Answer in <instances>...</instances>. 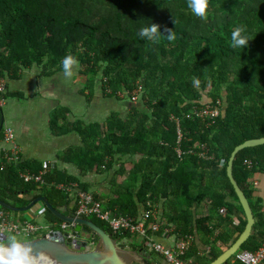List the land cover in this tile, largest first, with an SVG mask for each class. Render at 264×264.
Returning a JSON list of instances; mask_svg holds the SVG:
<instances>
[{
    "label": "trees",
    "instance_id": "16d2710c",
    "mask_svg": "<svg viewBox=\"0 0 264 264\" xmlns=\"http://www.w3.org/2000/svg\"><path fill=\"white\" fill-rule=\"evenodd\" d=\"M210 5L209 18L202 20L192 13L188 0H0V78H17L22 68L33 65L42 68V75H52L63 71L61 61L72 53L80 60V74L91 76L92 85L97 80L105 95L130 101L127 115L114 111L105 121L84 127L79 121L70 122L68 108L61 107L52 113L51 131L83 133L84 145L64 152L65 160L75 162L82 173L108 171L119 163L104 208L138 217L142 207H155L174 226L176 237H212L209 252L200 253L193 241L184 255L197 264L212 262L245 229L247 219L227 165L237 145L264 137V0H210ZM153 22L161 25V31L173 29L176 40L142 39L141 28ZM241 25L252 40L245 49H233L231 31ZM192 77L200 79L199 89L193 87ZM138 82L143 93L133 103L130 94ZM12 95L22 96L0 92V100ZM218 101L222 112L217 118L188 116L194 107ZM2 114L0 103V123ZM3 134L2 128L0 142ZM203 151L206 157L201 156ZM0 155V199L15 207L44 195L55 208L72 215L77 201L60 185L77 182L80 189L90 191V184L58 167L49 170L37 160H5ZM245 159L252 160V168ZM43 169V183L21 176ZM233 172L256 223L254 232L224 264H244L237 254L255 251L264 243L263 199L251 186V178L264 173V144L240 150ZM202 204L207 206L205 214L198 211ZM222 207L227 209L225 216L219 212ZM0 209L20 213L1 205ZM46 209L47 221L62 222ZM236 210L241 213L239 224L233 223ZM88 218L118 240L131 236L129 231L114 233L96 216ZM143 249L155 252L146 243Z\"/></svg>",
    "mask_w": 264,
    "mask_h": 264
},
{
    "label": "crops",
    "instance_id": "0c3cea01",
    "mask_svg": "<svg viewBox=\"0 0 264 264\" xmlns=\"http://www.w3.org/2000/svg\"><path fill=\"white\" fill-rule=\"evenodd\" d=\"M35 66L38 68L34 70L33 67ZM41 71L42 68H40V66L33 65L29 68H22V70L20 71V75L17 78H5V93L9 91L14 92L15 94H22V96H8L6 97V99L4 98L3 103H1L0 100V103L3 106L4 115L3 132H5V128L7 126L12 127L15 132V137L13 141L10 142L4 140L3 134V139L0 142V154H4L5 160H37L43 163V167H45L46 169L51 170L58 167L68 174H73L81 182L90 184V191L102 196L101 201L104 205L103 199L111 196V191L113 188L112 183H114V170L118 168L119 163L114 167V169H110L108 171L92 169L90 171L82 173L75 162L65 160L64 152L67 150V148H69L70 146H83L85 138L83 137V133H81L80 130H72L61 135L54 134L51 131L50 127L52 113L56 109L67 107L69 110L67 114L68 120L73 123L79 121L82 123V127L98 121H86L85 118H83L86 116L85 113L83 115L82 113L74 112L68 105L69 103L66 102V99L64 97L63 99H61L60 97H56L54 95L55 93H53V89L57 86V84L54 82L52 77L57 75H42ZM59 73L63 74V71H59ZM77 73V76L73 77L72 84L81 83L82 77H85L80 74V71ZM44 76L51 78V82H49V84L38 85V81L41 79V77ZM95 84L98 85L99 83ZM96 87V93H94L93 91H89V89L84 90V88L80 86L76 88L77 99L81 100L79 96L83 97L85 99V105L88 108L93 107V110L95 109V106L98 102V98H112L103 93L100 84ZM66 89L67 90L63 92L65 96L69 94L68 86H66ZM70 91L72 92V89ZM92 92L93 95H91ZM9 99H11L12 101H14V99H17V102L10 103ZM118 100L124 103L123 113L121 114L119 112V114L127 115V109L131 105V102L121 98ZM36 110H40V113H38ZM110 114L111 113H109L108 116ZM8 115H10V117ZM108 116H106L105 118H107ZM39 117L43 119L44 126H42V128L39 127L37 122V118ZM101 122L103 121L101 120ZM47 127L49 129V132L46 131ZM130 167L131 163L129 162L127 164V168ZM251 181V186L256 188L255 194L263 199L264 204V173L259 172L255 174L251 178ZM254 181H257V184H255ZM32 195L33 194H30L26 197L30 198L32 197ZM158 205L162 209V202H160ZM41 207H45V204L42 202H38L30 210L20 211V213L8 212V216L12 221H24L29 219L28 217H26L27 214L30 215L31 220L33 219L34 221H40L44 219L45 222H47L45 215L43 217L38 216V210ZM145 208L142 207L141 212L144 211ZM206 210V204H202L198 209L200 214H205ZM226 213L221 214L225 216ZM240 216L241 213L236 210L234 213V224L240 223V219L238 218ZM53 229L60 230L61 228L60 226L55 225ZM220 230H222V227L218 228L217 232H219ZM159 234L160 233L155 234L153 238L155 240L163 241L166 244H172L175 241L174 236H165L164 234ZM34 238L30 237V239ZM211 239L212 237H204L200 235L194 236V242H196V244L198 245L200 253L210 251L211 246L209 244V241H211ZM143 241L144 239L141 236L131 233L130 237H125L122 240H118V245L121 248H125L126 250L130 251V253H127V255L125 256L134 261L135 264H170L164 256H161V254H158L156 252L149 253L146 251V249L144 250L143 247L145 243ZM218 245L221 246L220 243H218ZM189 260L192 262V264H197L196 262H193V258Z\"/></svg>",
    "mask_w": 264,
    "mask_h": 264
},
{
    "label": "built area",
    "instance_id": "2783aa9c",
    "mask_svg": "<svg viewBox=\"0 0 264 264\" xmlns=\"http://www.w3.org/2000/svg\"><path fill=\"white\" fill-rule=\"evenodd\" d=\"M6 83L5 78H0V92L5 93ZM143 93V84L138 82L130 94V100L133 103H137ZM119 96H124V94L119 93ZM4 102V98L1 99V103ZM222 107L221 102L218 101L216 105L206 104L203 107H194L192 112L188 114L189 117H204L209 119H215L221 114ZM179 123V122H178ZM179 141L182 138L181 129H178ZM15 137V132L12 127H6L4 132V140L7 142L13 141ZM205 148V145L202 146ZM178 153L181 154V149H177ZM201 156L206 157L205 151L201 152ZM17 159V158H16ZM224 164V161L221 162ZM244 164L248 168H252L254 163L251 159H245ZM46 170L40 171L38 174L29 171H24L21 176L25 181H35L37 183H43V175ZM257 184V181H254ZM60 187H66L69 192L72 191V195L77 201L78 207L76 216H96L97 218L106 222L114 233L121 231H129L132 234H137L141 236L145 241L146 245L150 250L155 251L161 256H164L170 264H192L189 259H186L184 255L187 254L188 250L191 248L194 236H175L174 226L167 224V222L161 217L159 211L155 207L145 208L144 211L138 217H132L123 214H115L112 210L104 208L103 202L94 197L91 191H84L80 189L77 183L71 182L67 185L63 184ZM46 208V206L44 207ZM221 213H226V207L220 209ZM48 225L47 231H45L40 222L28 219L24 221H12L8 216V212L0 209V229L9 230L15 229L22 234L25 229H27V235L29 238H36L43 236L45 233L56 230L53 229L55 225L60 226V230L72 232L76 227V222L68 223L66 221L57 222H45ZM163 229L165 236L170 235L175 237V241L172 244H166L163 241L155 240L153 238V233L156 234ZM152 232V235L149 234ZM237 259H239L244 264H264V243L263 245L255 251L242 250L237 254Z\"/></svg>",
    "mask_w": 264,
    "mask_h": 264
},
{
    "label": "water",
    "instance_id": "95a60500",
    "mask_svg": "<svg viewBox=\"0 0 264 264\" xmlns=\"http://www.w3.org/2000/svg\"><path fill=\"white\" fill-rule=\"evenodd\" d=\"M3 126L4 115L2 114L0 131ZM260 144H264V137L248 139L237 145L232 151L227 165V174L243 207L247 223L245 229L234 243L209 264L227 263L230 256L237 253L242 244L254 232L253 228L256 218L248 197L234 176L233 167L235 157L240 150ZM38 202L44 203L61 220L68 223L76 222L77 224L71 233L63 230H53L45 233L43 236L31 239L35 247L38 250H43L54 264H135L134 261L125 256L130 251L121 248L113 234L108 233L88 217L66 214L55 208L47 196L40 195L25 207H15L0 199V205L12 211L30 210Z\"/></svg>",
    "mask_w": 264,
    "mask_h": 264
},
{
    "label": "clouds",
    "instance_id": "9594fccd",
    "mask_svg": "<svg viewBox=\"0 0 264 264\" xmlns=\"http://www.w3.org/2000/svg\"><path fill=\"white\" fill-rule=\"evenodd\" d=\"M188 7L195 16L202 20L209 18L210 0H188ZM247 32L248 30L243 25L234 28L231 31L229 46L233 49L248 47L252 38ZM139 36L146 41L157 43L162 36L168 41H174L177 38L173 29L161 31V25L154 22L142 27ZM61 67L64 77L72 79L80 68V60L76 55L69 53L63 57ZM192 84L193 87L199 89L201 81L197 77H192ZM46 211L44 207L39 208L38 216L43 217ZM40 224L47 231L48 225L44 221H40ZM48 260L49 257L45 252L35 247L34 242L27 235V229L23 234L15 229H0V264H48Z\"/></svg>",
    "mask_w": 264,
    "mask_h": 264
},
{
    "label": "rangeland",
    "instance_id": "374dc122",
    "mask_svg": "<svg viewBox=\"0 0 264 264\" xmlns=\"http://www.w3.org/2000/svg\"><path fill=\"white\" fill-rule=\"evenodd\" d=\"M36 68H38V67H36V66L33 67L34 70ZM77 72H79V70ZM77 72L74 75V77L77 76V74H78ZM54 74L57 75V76L52 77L54 82L57 84V86L53 89V93H55L54 95L56 97H60L61 99H63V97H64L66 99V102L69 103L68 105L72 108V110L74 112L82 113L83 115L85 113L86 116L85 117L81 116V117L85 118L86 121L95 120V121L101 122V120L104 121L106 119L105 117L108 116L109 113H113L114 111L120 112L121 114L123 113L124 103H122V101H120L114 97L113 98H98L97 99L98 102H97L94 110H93V107L88 108L85 105V101H84L85 99L83 97L79 96V98H81V100L77 99L76 88L78 86L85 88V85L89 84V85H91V86H89V87H91L89 89V91H93L94 93H96L95 92V90L97 89L96 86H99V84L98 85H96V84L92 85V82H89L90 81L89 78H91V76H89L88 78L81 76L82 77L81 83L72 84L73 78L72 79H66L64 77V74L59 73V71H56ZM54 78H57V79H54ZM50 80H52V79L47 77V76L41 77V79L38 81L39 82L38 85L49 84V82H51ZM96 83H98L97 80H96ZM66 86H68L69 94L65 96L63 94V92L67 90ZM71 89H72V92L70 91ZM73 91H74V93H73ZM9 100H10V103L17 102L16 101L17 99H14V101H12L11 99H9ZM38 105H39V103H38ZM36 111L38 113H40V110H36ZM8 116L10 117V115H8ZM37 122H38V125L40 128H42V126H44L42 118H40V117L37 118ZM46 131L49 132L48 127L46 128ZM26 217L31 219L30 215L26 214ZM36 221H39V220H36ZM40 221L45 222L44 219L40 220Z\"/></svg>",
    "mask_w": 264,
    "mask_h": 264
},
{
    "label": "bare ground",
    "instance_id": "6f19581e",
    "mask_svg": "<svg viewBox=\"0 0 264 264\" xmlns=\"http://www.w3.org/2000/svg\"><path fill=\"white\" fill-rule=\"evenodd\" d=\"M48 264H54L51 260H48Z\"/></svg>",
    "mask_w": 264,
    "mask_h": 264
},
{
    "label": "flooded vegetation",
    "instance_id": "af4514ba",
    "mask_svg": "<svg viewBox=\"0 0 264 264\" xmlns=\"http://www.w3.org/2000/svg\"><path fill=\"white\" fill-rule=\"evenodd\" d=\"M98 241V240H97Z\"/></svg>",
    "mask_w": 264,
    "mask_h": 264
}]
</instances>
